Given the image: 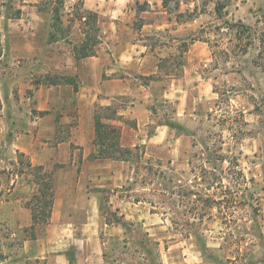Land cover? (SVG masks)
I'll return each mask as SVG.
<instances>
[{
  "label": "rangeland",
  "instance_id": "1",
  "mask_svg": "<svg viewBox=\"0 0 264 264\" xmlns=\"http://www.w3.org/2000/svg\"><path fill=\"white\" fill-rule=\"evenodd\" d=\"M77 1H65L60 26L69 39L50 46L52 58H76L73 48L85 33L74 7L85 8L86 0ZM43 2L0 0V111L10 116L0 140V264H54L17 259L25 236L5 208L15 175L34 174L6 144L21 129L13 124L23 127L33 107L27 98L39 81L77 86L74 75L31 76L39 64L32 59L41 55L5 50L10 40L22 46L12 35L28 22L18 19L44 11ZM217 2L226 4L222 15ZM87 6L97 9L100 43L93 56L115 62L134 51L148 55L144 66L159 65L155 75L135 70L134 77L150 85L140 91L153 116L147 134L168 126L139 162H123L116 168L123 175L103 181L94 242L81 236L86 214L77 213L79 264H264V0H89ZM243 24L252 30H241ZM138 136L132 132L124 143L140 144ZM46 229L38 224L34 232L42 238ZM95 248L103 256L86 259Z\"/></svg>",
  "mask_w": 264,
  "mask_h": 264
},
{
  "label": "crops",
  "instance_id": "2",
  "mask_svg": "<svg viewBox=\"0 0 264 264\" xmlns=\"http://www.w3.org/2000/svg\"><path fill=\"white\" fill-rule=\"evenodd\" d=\"M87 5L89 0L84 2L85 9L97 13V9L87 8ZM95 6L98 7L97 3ZM44 11L31 12V18L28 20L19 18L22 25L28 23L14 31L12 36L19 39L22 46L18 48L19 46H15L10 40L5 50L20 49L23 54L41 55L36 60L32 59L34 65L39 64L34 67L31 76L35 74L41 78V76L54 75L61 79L74 75L77 86L39 81L35 85L33 94L27 98L28 105L33 107L27 110L23 127L19 126V122H15L12 127L21 129L12 135L10 142L6 143L15 154L25 157L31 166H42L45 172L52 173L55 186L54 201L47 220H39L35 223L32 207L29 205L31 198L38 193L34 174L29 175L31 178L27 179L19 174L15 175L13 179L15 184L9 190L13 197L5 202V208L10 210L11 221L15 220L13 223L18 224L25 236L17 259L71 264L67 253L73 249L76 254L75 264H79L83 256L80 255L77 243H73L77 235L74 232L79 224L76 215L80 211L86 214V221L81 227V236L91 239L89 243L97 240L99 229L94 225L100 226L102 223L100 211L104 187L102 183L105 178H118L120 174L123 175L116 168L126 162L92 157L96 150L97 110L100 106L118 107L121 119L109 121L121 127V142L124 146L137 145L135 142L128 145L124 143L125 137L132 136V132L139 135L140 145L147 146L160 142L162 138L158 135V131L168 125H158L153 135L147 134L146 129L153 121V116L145 96H142L140 91L149 92L150 85L134 77L135 70L142 76L155 75L159 65L151 68L144 66L148 55H138L140 52L134 51H125L115 62L109 61L110 57L104 55L82 59L69 57L67 62L61 58H52L46 53L50 46L60 41L49 42L48 27L53 17L50 16L51 11ZM6 28L8 29V24ZM25 63L23 60V64ZM69 102L70 104H66ZM60 103L63 107L55 108ZM5 111V109L0 111V140L4 127L6 129L8 125L6 121L10 117ZM129 119L133 120V124H130ZM2 146L0 141V147ZM107 173L109 175H106ZM94 181L99 184H94ZM38 224L47 226L45 236L42 238L36 232L35 236L30 235ZM99 255L103 256L102 248L100 250L95 248L90 250L86 259L93 256L98 260Z\"/></svg>",
  "mask_w": 264,
  "mask_h": 264
},
{
  "label": "trees",
  "instance_id": "3",
  "mask_svg": "<svg viewBox=\"0 0 264 264\" xmlns=\"http://www.w3.org/2000/svg\"><path fill=\"white\" fill-rule=\"evenodd\" d=\"M42 10L51 11L53 14L54 23L52 24V30L49 34V41H57L60 39H69V33H64L63 28H61V17L62 10L64 9L66 0H44ZM79 1H77V5L79 6ZM83 1V0H81ZM225 2H217L216 11L222 15L223 10L225 9ZM77 8V18L81 21V26L83 32L85 33V37L82 42L78 45H75L73 51L77 59L86 58L89 56L96 55L95 47L98 43H100L99 35H97V31H99V27L97 26V13L85 9L83 5L77 7L75 5L74 9ZM74 17V15H73ZM241 27V30H252L249 26ZM60 36H58V34ZM252 34V33H251ZM262 44L264 45V37L262 40ZM186 47L187 45L184 44ZM121 119V116L118 114V107L114 105L109 106H100L95 114V125H96V139L95 153L92 154L93 158H101V159H115L122 161H131V162H139L141 156L146 154V146L137 144L135 146H124L121 142L122 137V129L119 125H116L109 120H117ZM170 126H175L172 124ZM155 130L150 131L149 135H153ZM222 155V156H221ZM222 157V162L228 161V158L223 154H220ZM27 166L33 168L34 179L38 184V193L33 196L34 203H29L32 207L33 218L35 223L39 220H47L51 212V207L54 201V178L52 173L45 172L42 166H31L30 163H27ZM216 179V178H215ZM214 179V180H215ZM215 182V181H214ZM217 182V181H216ZM211 185V183L209 184ZM206 201L218 203L221 200H215L214 198H206ZM47 211L45 212V210ZM43 216V217H41ZM34 227V226H33ZM35 236L34 230L31 233ZM68 259L71 264H75L76 254L75 250L71 249L67 253Z\"/></svg>",
  "mask_w": 264,
  "mask_h": 264
}]
</instances>
